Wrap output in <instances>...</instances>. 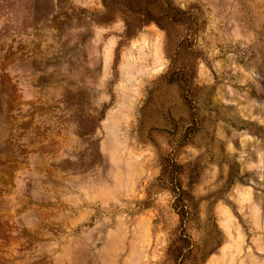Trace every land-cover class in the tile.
<instances>
[{
    "label": "rangeland",
    "instance_id": "rangeland-1",
    "mask_svg": "<svg viewBox=\"0 0 264 264\" xmlns=\"http://www.w3.org/2000/svg\"><path fill=\"white\" fill-rule=\"evenodd\" d=\"M115 1L0 0V264H264V0H170L178 55Z\"/></svg>",
    "mask_w": 264,
    "mask_h": 264
},
{
    "label": "trees",
    "instance_id": "trees-1",
    "mask_svg": "<svg viewBox=\"0 0 264 264\" xmlns=\"http://www.w3.org/2000/svg\"><path fill=\"white\" fill-rule=\"evenodd\" d=\"M108 11L121 9L129 14L137 16L140 26L156 25L162 31L168 32L169 28H180L187 32L188 37L180 40L175 44L176 54L188 53V39H195L199 33L196 22L189 12L183 11L173 5L170 0H116L113 4H104ZM120 7V8H119ZM158 12L155 13V9ZM125 37L131 38L130 26L127 25ZM191 78L184 70L172 68L164 79L169 85H179L181 91L185 94L191 83ZM186 142H180L178 147H183ZM174 155V154H173ZM161 174L158 179L161 189L168 190L172 193L175 202L174 209L180 218L181 232L184 231V222L188 215V206L191 201V196L183 189L180 176L183 172V167L177 163L174 157H166L160 160ZM181 249H187L189 242L182 235L179 238ZM182 255V254H180ZM181 257V256H179Z\"/></svg>",
    "mask_w": 264,
    "mask_h": 264
}]
</instances>
